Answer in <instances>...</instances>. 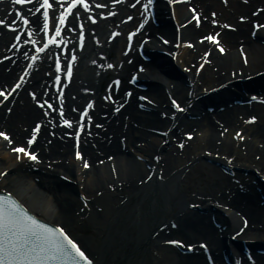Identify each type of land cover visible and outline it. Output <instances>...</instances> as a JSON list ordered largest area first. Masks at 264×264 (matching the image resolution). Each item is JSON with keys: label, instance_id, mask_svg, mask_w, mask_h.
<instances>
[{"label": "bare ground", "instance_id": "1", "mask_svg": "<svg viewBox=\"0 0 264 264\" xmlns=\"http://www.w3.org/2000/svg\"><path fill=\"white\" fill-rule=\"evenodd\" d=\"M169 1L173 2V0L156 1L157 17L163 16V12L167 9L166 6H168ZM194 3L201 7L204 15H207L206 13L210 10L219 14L217 20L220 23L224 21L234 23L236 31H230L229 33L224 30L220 31L219 28L221 29L222 24L219 23L218 27H213L208 19L203 20L200 24L201 26L198 28L191 21L192 15L187 12L188 6L186 4L173 5L175 20L178 23L189 22L187 26L180 29L179 35L182 41H190L193 46H183L176 49L177 57L175 61H171L165 56L160 58V62L163 60L164 64L163 66L158 62L157 65L160 68H157V65L155 67L154 64L153 66H149L148 73L154 83L145 92L156 102L155 111L144 115L134 108L136 100L133 97L126 105V108L121 111L122 113L120 112L117 118H114L107 124L106 131L100 133L101 137L105 138V140L101 141L99 137L95 138L96 149H93L90 143L85 147L81 146L84 156L90 159V170L83 169L81 166L82 161L80 163L71 157L70 151L72 147L66 139L63 142L54 140L50 145L44 146L41 142L35 144V147L40 151V159H43L41 165H36L39 169L37 172L28 170L29 164L25 160L16 161V154H10L6 149L7 142L3 138L0 139V173L3 169L7 170V173L0 178V187L9 188L18 199L27 204L28 209L32 213L37 214L41 218L49 219L53 223L57 219L62 223L64 221L66 226L72 227L76 218L71 214L72 208L78 204L80 206V202L76 196L77 192L84 193L90 199L88 204L89 210H85L79 215L84 216V222L90 225L91 228L97 229L100 234H103V232L108 234L107 240L103 243L107 251L105 252L104 250V253L101 252V254L97 253L96 264H105L104 258L107 259L106 256L109 252L107 248H109V243L113 239H116L114 241L119 243V247L112 252L116 254V258H111L114 264H153L154 262L155 264H206L200 249L195 250L192 255H184L180 250L176 249L177 247L165 246L161 244V241L164 236L171 235V238L186 240L191 244L198 243L202 237V239L208 240H206L207 243L210 247L214 248V251L219 250L220 252L222 237L227 232L233 233L237 231L242 224V220L240 219L242 215L248 218V228L239 234L238 242L240 239L254 238L256 239L255 241L261 242L264 245V206L258 203V192H255L256 195H250V192L256 191V189H254L255 187L251 182H248L249 180L246 178L248 176L243 177L246 179L239 177L242 180L239 185L242 186V193L247 194L244 195L238 188H235V185L228 184L229 181L225 177L214 179L218 170L208 164L205 166L203 160L209 159V157L201 153V151L198 150L197 152L196 150L203 147V149H208L212 152L221 151L222 154L227 152V157L230 156L235 160L241 159L244 161L233 163L232 165L235 169H244V171L259 169L261 175L264 172V107L252 103L251 106L237 105L231 108L225 107L223 111L217 110L213 114H210L208 111H203L205 107L213 106L214 103L209 105L210 101L214 100L215 102L218 99L220 104H224L225 101V105L231 101L225 99L226 97L223 98L224 101L220 98L223 92L221 90L211 95L201 96L203 94L201 90L203 84L211 85L213 83L208 87L211 88L227 80H232L230 76L231 70L235 72L234 77L241 78L246 75L241 74L238 76L237 69L244 72L249 71V74H251L264 68V30H259L255 40H251L245 31L247 23H237L234 20V14L243 12L248 15V9L251 5L255 4L257 6L261 4V6H264V0H249L247 5L242 3L234 5L228 1V8L219 4L217 0H194ZM121 9L129 11L123 7ZM258 19L264 22V10L259 13ZM156 30L164 36L169 37L170 40L175 39V28L172 26L171 21L165 20ZM203 31H211L210 33L213 35H216L215 32L219 33L217 36H220L222 43H225L227 47L225 55L215 52L214 47L211 45L197 41ZM6 39V34L2 35L0 37V45ZM239 39L242 40L244 50L247 52L248 64L246 67L241 64L240 58H238V54L234 50L238 45H236V42ZM119 42L120 39H116L110 49L113 50ZM157 42V39H152L151 45H146L147 49L152 48V45H155ZM208 46L209 48L211 47V54L208 57L211 64H209L208 72L206 73L202 70L199 72L200 74L194 73L192 62H196L197 57L205 55L204 53L209 51L206 50ZM162 48L165 50H175V48L167 46ZM96 60L98 59L95 57L93 62ZM15 63V66H12L7 73L3 72L4 67L0 65V85L10 81L14 77V72L19 66L18 59ZM178 66L179 69L186 66L190 68V71L182 74L177 69ZM211 66H214L215 69L211 68ZM164 68H166L165 73L162 72ZM129 69H134V64L124 65V69L121 67L120 70L128 71ZM91 70L90 66L85 68L86 77H89V79L93 78V71ZM41 75L40 71H36V78ZM240 81H242L240 84L241 91L247 87L249 89L252 88V90L255 89L256 93L262 91L260 95L264 94L263 80L259 78L251 79L250 82L253 85L244 78ZM162 83H166L165 85L170 84L168 88L171 93L178 96L182 95L181 103L185 104L183 111L186 109V113L200 116L194 120H186L185 116L175 112L174 115L176 117L174 120L170 121L167 118H161L158 114L160 111L166 112L167 115H173L170 106L166 104V95H164ZM187 91L192 93L190 97L187 96ZM23 93V90L20 91L18 99L22 97ZM17 101L15 100L11 113L5 118L3 112L5 107H0V128L5 129L10 134V139L19 140L20 142V137L26 133L25 130L28 131V125L39 116L40 111L35 109L27 99L23 100L24 103L22 105ZM243 113H250L251 116L253 114L257 115L259 121L253 124L247 123L242 125L238 117ZM124 115L128 117L125 119ZM117 119L118 122L115 124ZM141 122L150 128L157 127L169 134L167 136V144L161 146L159 142L164 138L157 137L151 133H140L141 138L137 141L141 140L143 142L140 144V147L134 149V154H140L145 158L144 161L137 160L129 153L126 154L119 146L120 138L123 136L125 137V150L134 146L133 144L137 141L133 134L137 135L135 132H139V129L134 130L132 124L135 123L140 127L142 126ZM221 123L222 128L228 127L232 129L236 127L233 134L238 128L243 130V132L239 138L234 140L233 137L235 135L232 137L233 134L229 132L228 134H222V131H220L222 129L219 127ZM41 130L39 139H46V130L44 128ZM181 130L195 132L193 142L194 145L197 144L199 147L194 149L193 154H196L192 157L188 156L186 158L182 153L178 151L174 152L175 148L173 143H171V137L176 136V134L181 135ZM109 134L111 136H108ZM242 140L244 141L240 143ZM241 146L244 147V150L239 153ZM157 152L161 155V160L158 164L151 159ZM109 154L114 156L113 162L105 160ZM45 158L50 159L49 164L53 166V170L46 169ZM102 158L105 161L99 165L97 162L94 164L95 161H99ZM182 158H184L183 160L186 159L185 163H189V160H191V164L183 165V167L175 166L174 164L177 165V161ZM216 162L218 166L226 164L222 159H218ZM146 164L154 167L153 173L155 174L147 184L137 187L134 184L136 180L148 174L145 168ZM192 165H196L195 168L198 167L199 172L196 177H201L199 180L203 181L200 188L197 189H201L202 191L201 208L203 211L189 214L183 207L184 200L191 195L188 196L187 192L183 189L181 176L185 173L184 170ZM112 169L115 170V178L112 175ZM160 169L163 173L161 175L163 180L158 181L155 176ZM171 170L172 172H170ZM55 172L76 180V185H69L62 180L53 178L52 175ZM190 176L191 173H185L186 178ZM32 177H39L41 180L39 183H36ZM120 181L123 186L119 189L117 182ZM109 185H114L115 190L110 191ZM96 190H102L100 197L94 195ZM262 190H264L263 186ZM121 194L127 196L129 199L131 198L132 202L135 201V204H132L129 210L127 209L125 216L119 214L118 210L120 206L118 203L116 204V199ZM210 200L217 204L220 202L221 207L226 208L224 210L219 207V210H213L214 219L225 228L221 237L219 238L218 236L217 239L215 238L218 232L217 228L213 226L207 211L209 210L208 205ZM99 207L102 208L99 210ZM180 212H182L181 216H178ZM109 215L111 218H115L112 223L106 220ZM170 219L177 221L176 229H171L169 232L166 228L158 229L159 226ZM120 226H122L121 231ZM112 228L115 229L112 230ZM171 238H165V240ZM255 246L257 247V245ZM153 250L156 251V254H154ZM219 252L216 251V254H219ZM216 254L212 255L215 264H225L223 259L219 258V255ZM252 256L256 259L255 264H264V254L254 252Z\"/></svg>", "mask_w": 264, "mask_h": 264}, {"label": "snow or ice", "instance_id": "2", "mask_svg": "<svg viewBox=\"0 0 264 264\" xmlns=\"http://www.w3.org/2000/svg\"><path fill=\"white\" fill-rule=\"evenodd\" d=\"M19 2H24V0H19ZM151 3L152 0H148V3L144 5L145 10ZM78 4L83 5L84 8L88 7L87 0H71L66 10L59 14V22L54 24L56 35L60 34L68 15ZM42 7L44 9V29L47 31L49 26L48 9L52 7L50 0H43ZM76 15L78 16L79 13L77 12ZM129 19L131 18L129 17ZM0 23H4V21L0 20ZM212 38L209 37V39ZM57 42L55 37L48 41L49 44ZM223 50L221 47V51ZM56 67L59 69V62L56 63ZM70 74L71 66L69 65ZM56 79L59 80V77ZM37 103L40 102L37 101ZM251 119H255V117ZM63 123L70 125L68 120H63ZM37 127L39 126L37 125ZM0 137H3L9 144L12 143L7 133L0 131ZM34 139L35 131L28 143L31 144ZM12 151L18 154L24 153L33 160L37 159L36 154L29 152L24 146H17ZM76 155L79 157L81 154L77 151ZM85 166H88L87 162H85ZM0 264H92V261L63 227L43 222L31 214L17 199L10 194H5L0 195Z\"/></svg>", "mask_w": 264, "mask_h": 264}, {"label": "rangeland", "instance_id": "3", "mask_svg": "<svg viewBox=\"0 0 264 264\" xmlns=\"http://www.w3.org/2000/svg\"><path fill=\"white\" fill-rule=\"evenodd\" d=\"M200 178H191L189 179L190 181L187 183V186H185L186 189L188 188H193V189H198L200 188L202 184V180H199ZM54 220V218H53ZM56 222H59L61 225L63 223L60 220H56ZM77 222V221H76ZM74 223L73 227H70L69 230L73 236H76L81 244L87 248L89 252L91 251H96V248L99 246V234H96L95 231H91L89 225H80L78 223ZM106 239V237H105Z\"/></svg>", "mask_w": 264, "mask_h": 264}, {"label": "water", "instance_id": "4", "mask_svg": "<svg viewBox=\"0 0 264 264\" xmlns=\"http://www.w3.org/2000/svg\"><path fill=\"white\" fill-rule=\"evenodd\" d=\"M40 218H41V217H40ZM42 219L44 220V219H46V218H42ZM46 220H48L49 222H52V221H51V220H49V219H46ZM52 223H53V222H52Z\"/></svg>", "mask_w": 264, "mask_h": 264}]
</instances>
